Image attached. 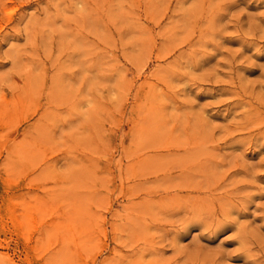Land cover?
Returning <instances> with one entry per match:
<instances>
[{"label": "rangeland", "instance_id": "374dc122", "mask_svg": "<svg viewBox=\"0 0 264 264\" xmlns=\"http://www.w3.org/2000/svg\"><path fill=\"white\" fill-rule=\"evenodd\" d=\"M0 264H264V0H0Z\"/></svg>", "mask_w": 264, "mask_h": 264}]
</instances>
